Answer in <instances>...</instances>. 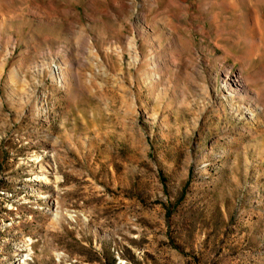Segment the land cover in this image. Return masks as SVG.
<instances>
[{"label": "rangeland", "instance_id": "obj_1", "mask_svg": "<svg viewBox=\"0 0 264 264\" xmlns=\"http://www.w3.org/2000/svg\"><path fill=\"white\" fill-rule=\"evenodd\" d=\"M20 246L264 264V0H0V264Z\"/></svg>", "mask_w": 264, "mask_h": 264}, {"label": "bare ground", "instance_id": "obj_2", "mask_svg": "<svg viewBox=\"0 0 264 264\" xmlns=\"http://www.w3.org/2000/svg\"><path fill=\"white\" fill-rule=\"evenodd\" d=\"M59 68H57L55 66V71H58ZM12 77V76H11ZM240 79V75H235L232 73V75L230 76V79H229V84L231 86H236V85H239V82ZM32 180H35V181H43V182H50V179L47 177V176H44V174H34L33 176L30 177ZM25 248L24 247H18L17 248V251L19 252V259L17 261V264H27L25 261V256L28 254L26 252H24Z\"/></svg>", "mask_w": 264, "mask_h": 264}]
</instances>
